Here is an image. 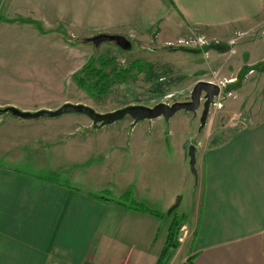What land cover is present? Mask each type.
<instances>
[{"label": "crops", "instance_id": "0c3cea01", "mask_svg": "<svg viewBox=\"0 0 264 264\" xmlns=\"http://www.w3.org/2000/svg\"><path fill=\"white\" fill-rule=\"evenodd\" d=\"M261 22L264 0H3L0 109L89 105L74 76L97 55V35L151 44L144 35L176 42L197 28L226 39ZM263 39L248 42L257 70ZM259 107L244 127L194 144L198 196L181 214L188 232L169 264H264ZM156 120L95 127L80 114H0V264H157L175 211L157 185L168 180L169 151L181 170L187 156Z\"/></svg>", "mask_w": 264, "mask_h": 264}, {"label": "rangeland", "instance_id": "374dc122", "mask_svg": "<svg viewBox=\"0 0 264 264\" xmlns=\"http://www.w3.org/2000/svg\"><path fill=\"white\" fill-rule=\"evenodd\" d=\"M143 37L150 40L151 44L132 40V49L127 52L113 43H102L96 47L98 53L94 58L116 59L112 66L106 68L108 73L115 67L125 71L133 69L135 65L143 67L144 71L132 70V76L122 83L114 84L104 96H83L89 102L88 107L97 113L107 114L131 105H171L189 101L191 91L199 81L219 85L220 95L213 101L216 105H211L204 127L200 123L202 105L196 114L180 111L170 120L162 118L164 128L169 132V148L173 150L180 146L183 148L187 141L194 145L202 134L233 133L245 126L246 118L258 115L263 110L259 103L264 101V69L257 70L258 65L250 66L255 55L248 42L264 38V22L252 29L241 30L231 38L225 37L226 39L202 33L197 28H192L187 37L176 42H169V38L164 39L157 34L150 36V39L147 35ZM89 46L92 49L95 47L92 43ZM260 46L264 52V41ZM130 119L126 117L119 123ZM209 143L210 141L207 145ZM171 153L169 151L171 162L169 161L168 180L163 185H157V193L158 196L174 198L172 207L176 209L172 218L178 216L184 219L181 214L193 212L198 196V173L196 175L192 172L188 156L186 170H181ZM185 171L188 176H185ZM172 207L168 208L165 216Z\"/></svg>", "mask_w": 264, "mask_h": 264}, {"label": "water", "instance_id": "95a60500", "mask_svg": "<svg viewBox=\"0 0 264 264\" xmlns=\"http://www.w3.org/2000/svg\"><path fill=\"white\" fill-rule=\"evenodd\" d=\"M91 42L98 47L102 43H113L122 51H130L132 49V42L124 36L100 34L91 39ZM220 95V87L214 83L200 81L198 82L190 94V100L185 102H175L171 105L166 103H159L154 107L144 106H127L123 109L117 110L112 113L100 114L88 106L77 104H64L56 111H38L35 113L21 112L18 109L9 107L0 109V114H9L12 117L20 118L23 120H37L41 118L53 119L66 114H80L88 117L95 127H105L116 122L130 117L134 122L139 123L147 120H156L164 118L170 120L175 114L180 111L196 114L199 108L203 107L202 115L200 118L201 127H204L207 122L210 107L215 98ZM186 156L190 158L191 170L197 175L196 170V148L187 141L183 146ZM176 207L170 211L173 212Z\"/></svg>", "mask_w": 264, "mask_h": 264}, {"label": "trees", "instance_id": "16d2710c", "mask_svg": "<svg viewBox=\"0 0 264 264\" xmlns=\"http://www.w3.org/2000/svg\"><path fill=\"white\" fill-rule=\"evenodd\" d=\"M115 59V58H114ZM114 59L108 60L107 58H92L86 63V65L74 76L75 81L81 89H83L92 98L104 96L107 91L114 86V84L122 83L126 81L130 76H132V70H138L143 72L144 69L141 66L135 65L133 69H127L125 71H120L116 67L108 73L106 68L112 66L115 63ZM139 67V68H138ZM109 201H114L112 199L102 197ZM133 209L148 212L140 205L133 204ZM160 216L159 214H156ZM166 216L167 218H171ZM185 225L184 220L178 218V216L172 218V222L169 228L167 241L165 247L159 257L157 264H169L173 259L175 252L180 246V235L181 229Z\"/></svg>", "mask_w": 264, "mask_h": 264}, {"label": "built area", "instance_id": "2783aa9c", "mask_svg": "<svg viewBox=\"0 0 264 264\" xmlns=\"http://www.w3.org/2000/svg\"><path fill=\"white\" fill-rule=\"evenodd\" d=\"M213 105H216V103L214 102V104ZM187 229L186 228H183V230H182V232H183V237H185L186 236V234H187ZM183 237H182V239H181V241L183 240Z\"/></svg>", "mask_w": 264, "mask_h": 264}]
</instances>
